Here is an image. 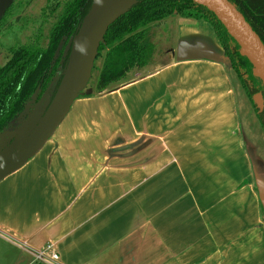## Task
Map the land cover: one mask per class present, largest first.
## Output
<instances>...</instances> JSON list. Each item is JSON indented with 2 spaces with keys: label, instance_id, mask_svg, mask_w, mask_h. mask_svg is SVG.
I'll return each mask as SVG.
<instances>
[{
  "label": "crops",
  "instance_id": "0c3cea01",
  "mask_svg": "<svg viewBox=\"0 0 264 264\" xmlns=\"http://www.w3.org/2000/svg\"><path fill=\"white\" fill-rule=\"evenodd\" d=\"M168 23L163 61L77 98L0 181L5 264H264L248 100L208 22Z\"/></svg>",
  "mask_w": 264,
  "mask_h": 264
},
{
  "label": "trees",
  "instance_id": "16d2710c",
  "mask_svg": "<svg viewBox=\"0 0 264 264\" xmlns=\"http://www.w3.org/2000/svg\"><path fill=\"white\" fill-rule=\"evenodd\" d=\"M230 2L264 42V0ZM92 3L93 0L68 1L50 33L47 46L29 44L11 48L8 61L0 64V134L34 101V95L38 93L36 101L48 90L53 98L68 61L70 39L78 32ZM6 15L0 21V29ZM172 16L200 19L212 26L264 129V109L260 112L253 102L256 93H262L264 97L262 80L253 73L252 63L240 53V45L217 16L194 0H138L133 8L118 18L108 28L93 67L92 74L98 72L95 93L126 79L132 70L149 65L156 52L149 25ZM83 96L84 92L79 95Z\"/></svg>",
  "mask_w": 264,
  "mask_h": 264
},
{
  "label": "water",
  "instance_id": "95a60500",
  "mask_svg": "<svg viewBox=\"0 0 264 264\" xmlns=\"http://www.w3.org/2000/svg\"><path fill=\"white\" fill-rule=\"evenodd\" d=\"M14 1L0 0V21ZM194 1L217 16L240 45V53L252 63L253 73L264 84V42L243 14L230 0ZM137 2L138 0H93L78 32L70 39L68 61L53 98H50L48 90L43 94V106L35 110L29 120V131L25 130L12 149L0 155V181L21 168L45 145L74 101L86 89L108 28ZM253 102L260 112L263 111L262 93H256ZM34 121L36 124L31 126Z\"/></svg>",
  "mask_w": 264,
  "mask_h": 264
},
{
  "label": "rangeland",
  "instance_id": "374dc122",
  "mask_svg": "<svg viewBox=\"0 0 264 264\" xmlns=\"http://www.w3.org/2000/svg\"><path fill=\"white\" fill-rule=\"evenodd\" d=\"M68 1L70 0H16L11 6L9 13L2 21L0 29V64L4 65L8 61L11 56L12 47L29 44H38L43 47L47 46L49 43L50 33L59 21V17L61 16L65 8V4ZM170 18L149 25L151 38L156 44V52L153 57L154 61H163V56H165L166 51L169 48L168 44H170L171 39H173V28L168 23ZM138 71L141 70H132L126 79L113 84L112 86L116 87L117 85L134 78L136 76L135 73ZM97 77L98 72L92 74V78L89 81L90 83H88L87 88L83 91L84 95L95 94L94 86L97 81ZM237 78L239 79V77ZM239 83L241 85V92H243L244 96L248 100L247 103L249 110L247 113H249V116L252 118L250 136L253 137V139H251L256 146L253 148V151H251V154L253 156L256 155L255 161L259 164L263 162L259 160L258 151L259 147L262 145L264 146V129L258 119L254 105L249 99L240 79ZM37 94L33 96L34 101L27 105L24 112L10 124L8 129L3 134H0V155L12 149V147L24 134V131L27 130L30 122L29 120L34 115L35 110L40 109L43 106L41 99L35 101ZM244 96L242 95V97ZM35 121L31 123V126L32 124H36ZM28 131L29 130H27V132ZM251 149L252 147L250 146V150ZM260 152L261 150L259 153ZM262 166L263 168L259 165L257 175L258 189L264 196V164ZM0 252L4 255H0V264H5L10 261L6 256L5 249H1Z\"/></svg>",
  "mask_w": 264,
  "mask_h": 264
},
{
  "label": "built area",
  "instance_id": "2783aa9c",
  "mask_svg": "<svg viewBox=\"0 0 264 264\" xmlns=\"http://www.w3.org/2000/svg\"><path fill=\"white\" fill-rule=\"evenodd\" d=\"M36 258L40 262L56 263L59 260V254L54 250L53 244H48L36 252Z\"/></svg>",
  "mask_w": 264,
  "mask_h": 264
},
{
  "label": "flooded vegetation",
  "instance_id": "af4514ba",
  "mask_svg": "<svg viewBox=\"0 0 264 264\" xmlns=\"http://www.w3.org/2000/svg\"><path fill=\"white\" fill-rule=\"evenodd\" d=\"M15 1H16V0H15ZM15 1H14V2H15ZM13 4H14V3H13Z\"/></svg>",
  "mask_w": 264,
  "mask_h": 264
}]
</instances>
